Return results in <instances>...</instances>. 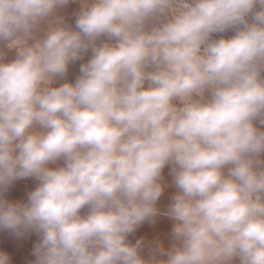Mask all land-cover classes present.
Returning <instances> with one entry per match:
<instances>
[{"label":"clouds","instance_id":"clouds-1","mask_svg":"<svg viewBox=\"0 0 264 264\" xmlns=\"http://www.w3.org/2000/svg\"><path fill=\"white\" fill-rule=\"evenodd\" d=\"M158 217L168 246L130 239ZM0 233L28 264H264V0H0Z\"/></svg>","mask_w":264,"mask_h":264},{"label":"crops","instance_id":"crops-1","mask_svg":"<svg viewBox=\"0 0 264 264\" xmlns=\"http://www.w3.org/2000/svg\"><path fill=\"white\" fill-rule=\"evenodd\" d=\"M51 166V165H50ZM168 168L164 170L165 181L170 184L171 177L168 175ZM36 186V181L33 179H27L23 181H17L9 190L8 198L11 200H26L27 192L32 190ZM175 192L174 187L166 188L164 195L158 202V207L163 211L166 210L167 205L170 203V197ZM172 222L166 217H158L155 225L144 224L136 232L135 239L145 236L147 239L159 238L163 240L165 246H168L170 240ZM37 237L35 235L28 236L21 240H15L9 238L6 234L0 233V250L9 252L12 257V264H28V261L34 259L31 256V250L36 242Z\"/></svg>","mask_w":264,"mask_h":264},{"label":"rangeland","instance_id":"rangeland-1","mask_svg":"<svg viewBox=\"0 0 264 264\" xmlns=\"http://www.w3.org/2000/svg\"><path fill=\"white\" fill-rule=\"evenodd\" d=\"M77 8H78L77 4H71L65 10L70 20L72 19L71 13L77 10ZM231 34L232 33H227L226 35H231ZM85 59H87V57ZM79 63L81 62H77L75 65L70 66L69 77H68L69 81L74 80L75 76L78 74Z\"/></svg>","mask_w":264,"mask_h":264}]
</instances>
